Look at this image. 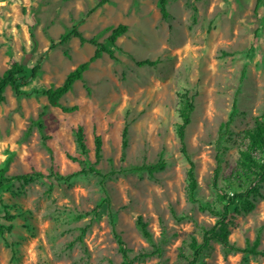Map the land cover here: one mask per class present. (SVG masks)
<instances>
[{
	"label": "rangeland",
	"instance_id": "rangeland-1",
	"mask_svg": "<svg viewBox=\"0 0 264 264\" xmlns=\"http://www.w3.org/2000/svg\"><path fill=\"white\" fill-rule=\"evenodd\" d=\"M256 1L167 0L163 18L158 0H109L85 18L99 0H0V75L10 61L35 65L50 42L73 26L98 42L117 25L127 27L115 43L114 59L104 54L91 63L60 99L76 111L64 113L32 94L60 86L91 57L95 48L74 37L46 53L24 88L28 95L16 97L6 89L0 169L7 177H50L26 185L13 181L0 190V225L12 226L0 236V264H120L108 212L132 264L191 260V239L200 243V229L211 228L215 217L187 198L188 163L175 133L178 96L193 98L184 142L194 164L196 197L213 203L216 155L222 160L218 179L229 177L246 144L243 131L264 110V0L255 10ZM142 60L154 65L138 66ZM227 122L229 140L219 133ZM78 126L85 156L75 142ZM95 136L102 143L97 162ZM159 160L165 167L152 175L131 170ZM89 165L106 178L72 176ZM251 200L252 211L232 212L228 239L246 248L258 236L257 249L264 251V184ZM138 218L149 239L139 232ZM197 264H264V258L211 243Z\"/></svg>",
	"mask_w": 264,
	"mask_h": 264
},
{
	"label": "trees",
	"instance_id": "trees-1",
	"mask_svg": "<svg viewBox=\"0 0 264 264\" xmlns=\"http://www.w3.org/2000/svg\"><path fill=\"white\" fill-rule=\"evenodd\" d=\"M109 0H99L94 8L87 11L85 18L91 16L96 8L103 6L108 3ZM260 0L256 1L255 10L260 4ZM167 0H158V7L161 17H167L166 10ZM84 19H82L83 21ZM127 30L125 25L119 24L110 30V34L102 42H98L96 38L85 39L73 26L68 32L60 35L56 40H52L49 44L48 49L41 56L40 60L33 66L29 67L24 62L10 61L7 69L0 75V103L5 101L4 93L6 89H10L12 94L16 97L28 95L24 88L28 83L34 80L40 70V62L43 57L49 51L53 50L58 46L64 45L70 37L77 38L79 44L92 45L95 49L91 57L79 65L74 70L69 72L62 84L56 88H47L41 90L32 91V94L41 95L46 98L49 106L59 108L64 113H72L77 110L76 106L63 107L60 105V99L70 91L72 85L76 81L83 79V74L89 69L91 63L102 58L105 54L109 58L114 59L115 43ZM138 66H153L154 62L149 60H142L137 63ZM179 103V123L176 125L175 133L178 139L180 148L179 151L188 163L187 176V198L191 203H196L200 211H206L215 217L213 226L209 229L201 228V242L196 243L194 239H191L189 243V249L192 254L191 260L187 264H197L200 257L207 251L211 243L219 244L224 250L241 252L246 255H252L259 258H264V251L257 249L259 245V237L256 236L252 245L246 248H239L229 242V226L230 217L233 213H248L254 209V204L251 199L259 195L261 185L264 184V110L257 116L253 121V127L251 129L243 131V139L246 141L244 147L238 149L236 169L231 173L229 177L218 179L219 170L221 165V155H216V168L213 172L212 177V188L214 190V201L213 203H202L196 197V179L194 174V164L191 161L190 156L186 151L184 142V131L185 128L190 124V115L194 110L193 98L188 97L186 93L178 96ZM228 124H221L219 127V133L223 136H227V140L230 139V133L228 132ZM75 142L78 151L81 155H86L85 137L81 127H77L74 130ZM127 126H124L121 133V147L125 149L127 146ZM94 143V160L97 162L101 157V138L95 136L93 139ZM226 150V149H224ZM71 160L76 161L68 157ZM165 167V163L159 160L155 164H143L137 167H133L132 171L146 172L152 175L154 172L162 171ZM5 168L0 169V190H8L9 185L13 181H17L22 185L29 184L36 179L49 178L50 175H45L40 172H34L25 175H17L13 177L5 176ZM77 174H92L99 177L102 181L107 175H103L99 170L94 169L91 165L81 169L74 173L72 176ZM105 204L108 200L105 199ZM219 206V208L217 207ZM97 208H100L97 207ZM233 209V211H231ZM109 224L113 233V236L118 245V251L122 257L120 264H132V260L128 257V250L125 248L124 243L120 235L114 229V222L112 220L111 213L108 212ZM7 221L13 220L12 216L5 214L4 217ZM136 226L141 235L149 239V233L146 229V224L142 222L140 218L136 220ZM12 226L3 227L0 225V236L4 232H10Z\"/></svg>",
	"mask_w": 264,
	"mask_h": 264
}]
</instances>
